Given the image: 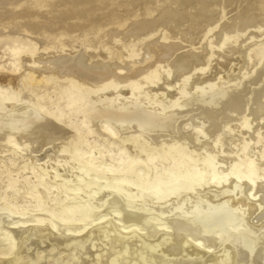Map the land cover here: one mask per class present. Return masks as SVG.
<instances>
[{
  "label": "bare ground",
  "instance_id": "obj_1",
  "mask_svg": "<svg viewBox=\"0 0 264 264\" xmlns=\"http://www.w3.org/2000/svg\"><path fill=\"white\" fill-rule=\"evenodd\" d=\"M2 41L0 264H264V0H0Z\"/></svg>",
  "mask_w": 264,
  "mask_h": 264
},
{
  "label": "rangeland",
  "instance_id": "obj_2",
  "mask_svg": "<svg viewBox=\"0 0 264 264\" xmlns=\"http://www.w3.org/2000/svg\"><path fill=\"white\" fill-rule=\"evenodd\" d=\"M32 45H33V43L30 46L27 45V48L31 47ZM11 46L13 47V46H15V44H13L10 41L0 42V57L5 55L3 61H8V60L12 59L11 52L8 50V48Z\"/></svg>",
  "mask_w": 264,
  "mask_h": 264
}]
</instances>
